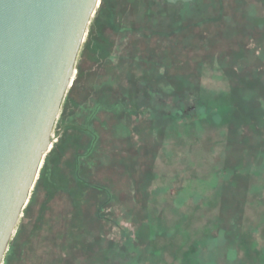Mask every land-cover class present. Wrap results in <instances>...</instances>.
<instances>
[{"label": "rangeland", "instance_id": "374dc122", "mask_svg": "<svg viewBox=\"0 0 264 264\" xmlns=\"http://www.w3.org/2000/svg\"><path fill=\"white\" fill-rule=\"evenodd\" d=\"M115 1L2 264H264V0Z\"/></svg>", "mask_w": 264, "mask_h": 264}, {"label": "water", "instance_id": "95a60500", "mask_svg": "<svg viewBox=\"0 0 264 264\" xmlns=\"http://www.w3.org/2000/svg\"><path fill=\"white\" fill-rule=\"evenodd\" d=\"M98 2L0 0V264L51 147Z\"/></svg>", "mask_w": 264, "mask_h": 264}, {"label": "trees", "instance_id": "16d2710c", "mask_svg": "<svg viewBox=\"0 0 264 264\" xmlns=\"http://www.w3.org/2000/svg\"><path fill=\"white\" fill-rule=\"evenodd\" d=\"M117 4H118V2H120V4L122 3L123 4V0H116L115 1ZM160 5V4H159ZM163 6H168L170 9H174V8H177V5H168V4H165V5H163ZM184 8H186V9H189V8H191L192 6L191 5H182ZM160 7V6H159ZM179 11H182V10H179ZM120 18H118V24H120L121 22H120V20H119ZM116 21H117V19H115ZM171 21H174V18H171L170 19ZM110 23H112V22H110ZM86 44V46L88 47V45L90 44V40H87L86 42H85ZM94 48L93 49H95V50H99V49H101L100 47H99V43H97V42H95L94 41ZM93 53H95V52H93ZM78 70H77V74H76V77H75V79H74V81H73V84L71 85V87L69 88V90H68V92L67 93H69L70 91H72L75 87H76V85H77V83L79 82V80H80V77H81V75H82V68H81V66H79L78 65ZM60 151H61V148L59 147V146H53L52 148H51V150L49 151V152H47V154H46V159H45V162H44V166L42 167V168H40L41 170H39V173L40 174H38V177H37V179H36V182H35V185H36V188H37V184H38V182L40 181V178H41V174H42V172H43V170H44V168H45V166L47 167L48 166V164H49V160L52 158V162L51 163H53V161H55L56 159H57V157H58V155H59V153H60ZM43 169V170H42ZM42 171V172H41ZM35 188V187H34ZM31 199V198H30ZM31 201V200H30ZM30 201H29V203H30ZM28 208H29V205H27V206H25V208L23 209V216H25L26 215V213L28 212ZM21 228V227H20ZM20 231V229L19 230H17L16 231V234L13 236V237H16L17 236V234H18V232ZM11 241H14L13 239H11ZM12 247H13V242H12V244L11 243H9V248H8V252L9 251H11L12 250Z\"/></svg>", "mask_w": 264, "mask_h": 264}, {"label": "flooded vegetation", "instance_id": "af4514ba", "mask_svg": "<svg viewBox=\"0 0 264 264\" xmlns=\"http://www.w3.org/2000/svg\"><path fill=\"white\" fill-rule=\"evenodd\" d=\"M194 0H191L190 2H176V3H167V2H165V0H161V2L163 3V5L164 4H168V5H191L192 4V2H193Z\"/></svg>", "mask_w": 264, "mask_h": 264}]
</instances>
